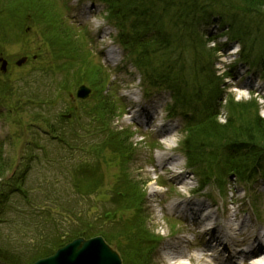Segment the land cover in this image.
Listing matches in <instances>:
<instances>
[{"label":"rangeland","instance_id":"rangeland-1","mask_svg":"<svg viewBox=\"0 0 264 264\" xmlns=\"http://www.w3.org/2000/svg\"><path fill=\"white\" fill-rule=\"evenodd\" d=\"M90 1L37 0L36 4H39L37 7H40L41 4L43 5L41 8L42 12L37 13V17L30 21L29 26L22 25V27L17 28L16 25L12 27V32H17V35L14 37L6 38L0 36L1 43L12 42L9 45L0 46V53L3 52V54H5L8 59H10V63H12V66L9 65L7 69L8 71L6 70L7 79L12 81V86L15 88H18L19 86L23 87V79L27 77L29 80H31V85L34 87H36V85H40L46 89V87L51 86L52 90H48L47 93L49 94V98L53 99L57 95V90L54 88L57 86L58 82H60V86L68 87L75 84V79L80 80L83 78L78 77V70H80V67H82V62H86L87 60L99 62L109 75V83L112 85L110 92L113 93L115 100H121V105L123 108L126 107V113L124 117L119 118L114 123L118 127L130 128L134 134L132 140L136 143L135 151L137 154L130 170L136 175L137 180L140 179L144 181L141 183V187L147 190L146 204L144 207L145 214L147 215V226L155 234H162L163 237L170 236L173 228L169 223V220L181 219L183 223L186 221L188 224V220H184L181 216H177L174 210L170 209V205L174 201L176 192H182L186 196L185 198H192L190 196H193L194 198L200 197L198 191L192 193L185 190V187H195L197 185V179L195 175L191 174L192 171L186 168L185 160L180 154H178L176 149L177 142L181 138V135L179 134L180 122L178 119L173 117L167 116L166 118H163L167 114L166 105H163V102H169V97L167 95H159L154 93L145 96L142 93L143 90L140 89L138 76L135 73L133 66L128 60H126L124 52L120 50L118 45L115 46L118 50V53H116L117 64L111 66L108 65L107 60L109 58L107 56V52L104 55L102 48L110 43L116 44L114 43L113 39L114 32L109 28L106 20L104 19L103 7L94 0ZM231 1L236 3V0ZM26 6L33 8L35 5L31 2V0L19 1L18 7L24 8ZM47 7H49V9H47ZM15 11H18L16 6ZM24 12L25 10L14 14L13 21H18V17ZM85 12H87L89 16L85 15ZM52 20H54V24L62 28L67 26L72 31L73 35L70 36L72 40L71 46L75 48H82L84 51L83 54H79L75 50V55L71 57V60L81 63H74V67L69 69L65 66L63 67L57 65V63L51 58V62L48 64L51 63L52 68L47 66L45 71L42 70V66H37L35 63L28 64L24 62L21 66H15V61L18 60V58L24 54L31 53V47L35 41H37L38 44L44 48V39H42V34L43 32L50 33L54 31L55 26L53 24H48ZM98 26H102V28L100 29ZM211 31H218V29L216 26H211ZM109 33L110 37L108 36ZM26 34H29L31 37L30 44L19 42V39L26 36ZM86 34L88 37L85 36ZM217 40L221 42L224 39L220 37ZM233 46L234 43L228 44L227 46H224L220 52H218L215 70L217 73H221L224 70L228 71V77L226 78L225 83L229 85L228 90L230 91V96L234 101H245L252 98L254 95L257 103L260 104V106H258V114L264 119V98L261 97V94H264V78H262L256 70H247V67L244 65V63H234L236 60L238 46ZM60 59L61 61L59 62H63L68 58L64 56ZM79 65L80 67L78 69ZM62 79H66V81H61ZM87 79L90 81L89 77H87ZM68 90L69 89L65 88L61 89L60 91L61 93H64ZM250 90L255 91V94L252 95L249 92ZM16 95H22L20 98L24 101L26 100V96L23 95L21 91H17ZM57 101L59 103L56 102L58 103L55 105L56 107L50 109L48 107L46 108L45 113L47 118V111L51 117H54L57 111L60 110L59 106H66L68 105V102H71L68 99V95L57 97ZM133 102H136L140 106L150 108L155 112L153 123L154 126H151V129L147 124H141V127L138 126V124L132 118L129 112V107L133 106ZM23 104L24 108H20L19 110L20 115L10 113L11 116L9 115L8 117L4 116L6 115V111H8V109L11 107L0 106V113H2V115H0V145L3 144L4 154L10 159L9 171L12 167H14V163L25 150L28 151L29 154L34 155V157L36 156L33 160H41L47 168L51 167L52 164L58 160H77V156L79 158L89 159V146H87L85 150L83 149V154V150L74 151L73 149H67V151L63 153L60 147H57L55 143L53 145L47 146V144L44 143L46 142L44 137L43 139L41 137L43 136L42 130L44 129L41 126L43 124L41 122L42 116H39V118L35 120L33 116L37 113V111L33 112L32 106L34 105H29L28 103ZM157 109L159 111H157ZM224 116L227 117V114L224 110H222L220 117L217 119L218 121H216L217 125L220 123L223 124L225 118ZM18 117L20 121L13 122L14 118L18 119ZM140 118H145V120H147L145 115H142ZM161 125L172 128L173 132L170 137L174 138V141L171 143L172 146L176 144L173 150V153L175 154L173 157L176 158L175 163L177 164L176 169L184 170L182 174L183 177L181 179L179 175L175 174V172L167 174L160 166L156 164V156L158 154L157 152L161 148L160 144H162V142L165 141L167 137V135H161L157 132V129H160L159 126ZM37 134H39V136ZM213 146L218 147L219 144ZM173 153L170 154L172 155ZM36 167H38L36 174L44 172L47 169L43 166V164H40ZM47 171L50 175L52 174L55 178H57L56 183L59 194L66 195V193L70 192V189L66 184V178H63L61 174H58L55 169H48ZM113 172V169H104L105 178L107 181L111 180V174ZM178 178L180 180H178ZM184 179H186L188 183H185ZM156 181L166 183L167 187L156 184ZM227 181L228 183L225 189L227 196L225 197L217 196V191L212 185H208V187L203 190L204 192H209V194H212V197L216 199L218 215L222 213V202L227 201L232 196L233 192H236L238 196L243 198L242 205L247 208L249 214L255 217L256 212L253 209H250L249 205L253 201L256 203L257 208L262 209L264 193L259 192L264 190H258L257 185H259L261 182L263 183L264 180L258 179L256 182L247 184L246 186H240L236 183H233L231 178H227ZM242 187H247L245 194L242 191ZM202 198H204L207 202L212 199L208 198L209 200H207V198L204 196H202ZM98 204L99 207L96 209V212L98 215H101L102 202L100 201ZM184 226L185 228L187 227L186 224H184ZM177 228L179 232H186V229L182 228L180 223L176 224L175 229ZM190 233L192 232L188 231L186 236L191 235ZM193 237L194 234L192 233L189 238ZM158 257L159 254L154 259L153 264H166L161 258ZM0 264L2 263L0 262Z\"/></svg>","mask_w":264,"mask_h":264},{"label":"trees","instance_id":"trees-1","mask_svg":"<svg viewBox=\"0 0 264 264\" xmlns=\"http://www.w3.org/2000/svg\"><path fill=\"white\" fill-rule=\"evenodd\" d=\"M18 1H15L16 5ZM105 1L110 9L108 18L118 28L117 38L132 55L136 67L141 72L143 84L171 91L175 107L181 114L188 112L193 119L190 132L209 131V140L219 137L227 141L225 152L228 159L224 157L227 159L224 162L226 165L232 162V168L238 175L244 176L246 173V177H250L253 172L264 173V119L258 114V104L254 99L235 102L230 97L222 104V89L219 88L222 78L216 76L212 69L213 52L216 48H208L207 39L204 37L203 28L210 21L225 15L223 22H226L228 0ZM31 2L35 6H27L22 20L29 21L25 15L30 12L34 15L42 12V4L37 7V0ZM7 3L8 0H0V34L3 29L12 27L14 14L20 12L15 11L14 4L7 6ZM236 5L241 7L243 15L260 16L264 23V0H236ZM229 29L232 39L243 43L241 59L261 68L264 35L248 26L234 31L230 25ZM66 44L68 45V42ZM221 107L225 109L227 117L224 124L217 125L216 115ZM107 112L109 109L105 106L96 111L94 120L97 126H101L106 120ZM64 132L60 131V135ZM102 146L107 147L111 153H117L118 156L115 154V157H125V145L117 147L115 143L103 139ZM84 166L83 169L78 166L72 173L75 176L73 187H81L82 197H89L94 192L98 193L102 185V175L97 160H85ZM9 193L10 190L0 191V205L8 200ZM130 193L128 188L123 191L116 189L112 197L126 200ZM35 207L40 208V214L44 211L41 206ZM59 207L62 208L61 205ZM40 217L33 219V225L43 237V242L26 254V263L51 253L61 244L60 235L54 231L48 232L45 221L50 219V214L43 212ZM79 222V226L70 232V237L101 233L107 240H114L104 234L95 223L84 220Z\"/></svg>","mask_w":264,"mask_h":264},{"label":"bare ground","instance_id":"bare-ground-1","mask_svg":"<svg viewBox=\"0 0 264 264\" xmlns=\"http://www.w3.org/2000/svg\"><path fill=\"white\" fill-rule=\"evenodd\" d=\"M138 117L139 115L135 116V118ZM159 132L164 133V130H159ZM169 148L170 144L167 142L164 151L156 158L157 165L161 166L167 174L176 169L172 163L174 159L167 155ZM239 200L240 197L233 194L230 199L222 203V220H219L217 210L212 208L214 204L207 203L204 199L186 200L183 198L175 202L172 210L181 211L187 214L184 217L189 216L192 219L193 232L197 238L187 242L185 248H181V244L174 245L173 258L176 260L174 264H233L237 258L244 256L253 257L249 260V264H264V207L260 211L261 223L255 222L250 214L240 215L244 207L234 204ZM228 201L233 205L226 206ZM212 202L216 203L215 200ZM182 203L184 204L180 209ZM236 234L241 240L240 247L234 249L231 244L229 247L228 239ZM197 243L204 246L199 249L200 251L195 249ZM216 249H218L219 258H214L212 255ZM185 259L186 261H183Z\"/></svg>","mask_w":264,"mask_h":264},{"label":"water","instance_id":"water-1","mask_svg":"<svg viewBox=\"0 0 264 264\" xmlns=\"http://www.w3.org/2000/svg\"><path fill=\"white\" fill-rule=\"evenodd\" d=\"M79 242L80 240H75L73 243L68 244L64 249L59 250L51 258L38 261L34 264H104L105 262L119 264L117 256L100 238L86 241L82 246ZM80 249H83L80 251L81 254L78 252ZM77 253L79 254L80 259L73 262V258ZM60 259L62 260L59 261Z\"/></svg>","mask_w":264,"mask_h":264}]
</instances>
